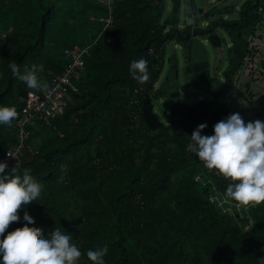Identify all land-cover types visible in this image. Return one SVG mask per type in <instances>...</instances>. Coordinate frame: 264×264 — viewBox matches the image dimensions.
I'll list each match as a JSON object with an SVG mask.
<instances>
[{
    "label": "trees",
    "instance_id": "16d2710c",
    "mask_svg": "<svg viewBox=\"0 0 264 264\" xmlns=\"http://www.w3.org/2000/svg\"><path fill=\"white\" fill-rule=\"evenodd\" d=\"M261 3L246 0L236 15L232 6L218 15L210 10L206 26L198 27L180 19L176 0L168 13L164 0H116L113 25L97 38L106 16L101 0H0V104L14 106L18 115L33 89L12 74V62L21 72L42 64L38 76L47 84L64 69L66 48L97 38L78 91L60 116L34 130V151L17 166L42 188L18 217L26 213L45 235L60 226L70 232L81 251L77 264H94L87 250L103 245L105 264H264V202L250 211L254 223L243 232L209 200L215 191L226 196L224 179L186 147L198 124L206 122L202 132L211 134L223 119L213 111L233 87ZM194 8L192 1L191 16ZM85 29L91 35L82 41ZM218 29L228 41L215 34ZM204 43L224 51L220 76L210 68ZM171 44L184 51L183 69L173 54L157 85ZM141 57L149 61L142 82L129 72L130 61ZM182 85L202 97L181 103ZM139 86L141 95L132 97ZM156 101L168 104L167 123L155 113ZM16 118L0 124V156L14 142ZM22 227L10 224L5 234Z\"/></svg>",
    "mask_w": 264,
    "mask_h": 264
},
{
    "label": "clouds",
    "instance_id": "9594fccd",
    "mask_svg": "<svg viewBox=\"0 0 264 264\" xmlns=\"http://www.w3.org/2000/svg\"><path fill=\"white\" fill-rule=\"evenodd\" d=\"M148 63L144 57L131 60V76L141 82L148 80ZM10 68L28 88L47 91V84L38 76L42 64L21 72L12 62ZM17 116L14 106L0 104V124H10ZM206 126L204 122L193 129L187 149L205 167L229 179L226 197L243 204L264 202V121L245 122L239 112H233L215 122L211 134L202 132ZM41 192L27 170L21 173L15 164L8 167L0 160V264H77L81 251L70 232L60 226L45 235L43 228H33L34 221L26 213L18 217V211L37 202ZM18 223L25 227L5 234L10 224ZM107 251L108 246L103 245L88 249L86 255L94 264H105Z\"/></svg>",
    "mask_w": 264,
    "mask_h": 264
},
{
    "label": "rangeland",
    "instance_id": "374dc122",
    "mask_svg": "<svg viewBox=\"0 0 264 264\" xmlns=\"http://www.w3.org/2000/svg\"><path fill=\"white\" fill-rule=\"evenodd\" d=\"M192 1L195 2L193 16H191L192 10L190 9ZM244 1L246 0H217L218 4H216L215 1L212 0H180L179 15L180 19L184 22L186 21V18H189L193 26L205 27L208 19H204V15L207 12L214 9V13L212 14L218 15L222 13L224 7L232 6L234 8V15H236L237 8ZM164 3V12L168 13L171 9L172 0H164ZM203 20L206 21L203 22ZM84 34L85 35L81 38L82 41L89 38L91 32L88 29H85ZM215 34L228 41L226 39L227 37L221 30H216ZM245 38L248 42L251 41V43H254L253 46L251 45L252 49H250L249 45L247 46V50L250 53V59H248V62H246L245 65L242 64L243 66L238 70L240 75L237 79H234L236 76V73H234L233 87L226 94L221 96L219 107L214 110L213 113L220 118H224L230 113L239 112L245 122L254 119L264 121V16H262L259 9L256 12L253 24H251ZM204 45L208 52L207 60L210 63L212 72L217 76H220L221 71L226 65L224 61V51L222 48H212L206 43H204ZM173 54L177 58V63L180 69H183L185 63L183 49L181 50L180 47L177 46H168L165 50V57L163 60L165 68H163L164 70L159 77L157 85L162 81L164 73L169 65V59ZM245 59L246 57L244 58V61ZM201 94L202 92L193 86L186 87L185 85H182L178 101L181 103L196 102L198 96V99L202 97ZM161 105V101L154 102V110L160 120L163 123H167L168 116L162 109ZM44 137L45 134L41 136V140ZM35 145H38L37 141H35Z\"/></svg>",
    "mask_w": 264,
    "mask_h": 264
},
{
    "label": "built area",
    "instance_id": "2783aa9c",
    "mask_svg": "<svg viewBox=\"0 0 264 264\" xmlns=\"http://www.w3.org/2000/svg\"><path fill=\"white\" fill-rule=\"evenodd\" d=\"M115 1L116 0H101L106 8V16L100 19L102 28L97 38L113 25ZM212 1H215V3L218 4L217 0ZM260 6L261 14L264 16V6L262 3ZM95 40L90 44L73 45L63 51L66 65L60 74H57L48 81L47 91L33 89L27 92L23 106L21 107L20 113L15 122L14 142L10 148L0 156V160L6 161L8 167L13 166L14 164L15 166H20L25 160V154L27 152H33L30 146V140L32 138V133L35 129H38V126H47L52 120L64 112L66 103L70 97L69 95L78 91L76 83L84 69L85 59L89 55L90 46L93 45ZM248 45L250 46V49H252L254 43L249 41ZM249 55L250 53L247 50L245 56L246 59L245 61L243 60L242 64L245 65V63L248 62V59H250ZM239 75L240 72L237 71L234 79H237ZM142 89L143 88L140 86L134 88L132 97L134 96L135 98V95H141ZM132 102L136 103L138 101L132 99ZM213 171L217 176L224 179L226 185L229 183L228 178L218 173L214 168ZM206 183L211 184L210 180L206 181ZM209 200L220 207L222 212L231 216L243 232H248L253 226L254 220L250 216V211L262 203L251 202L243 204L221 195L218 191H215V194L210 195Z\"/></svg>",
    "mask_w": 264,
    "mask_h": 264
},
{
    "label": "water",
    "instance_id": "95a60500",
    "mask_svg": "<svg viewBox=\"0 0 264 264\" xmlns=\"http://www.w3.org/2000/svg\"><path fill=\"white\" fill-rule=\"evenodd\" d=\"M176 1H177V4L180 3V0H176ZM162 107H163L164 111H167V109H168V104H167L166 102H162Z\"/></svg>",
    "mask_w": 264,
    "mask_h": 264
},
{
    "label": "bare ground",
    "instance_id": "6f19581e",
    "mask_svg": "<svg viewBox=\"0 0 264 264\" xmlns=\"http://www.w3.org/2000/svg\"><path fill=\"white\" fill-rule=\"evenodd\" d=\"M223 2V1H222ZM229 5V4H228ZM215 8V7H214ZM214 10V9H213ZM206 21V20H205ZM255 25V24H254ZM172 45V44H171ZM41 80V79H40ZM239 81V80H238ZM240 83V82H239ZM231 110V109H230ZM17 119V118H16ZM33 137V136H32ZM34 151V150H33ZM214 177V176H213ZM218 180V179H217ZM217 182V181H216Z\"/></svg>",
    "mask_w": 264,
    "mask_h": 264
}]
</instances>
